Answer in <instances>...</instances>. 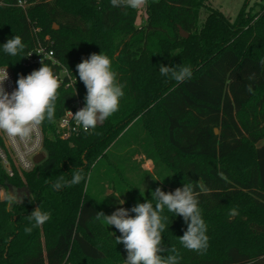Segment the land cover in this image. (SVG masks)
<instances>
[{
    "label": "trees",
    "instance_id": "obj_1",
    "mask_svg": "<svg viewBox=\"0 0 264 264\" xmlns=\"http://www.w3.org/2000/svg\"><path fill=\"white\" fill-rule=\"evenodd\" d=\"M28 1L35 3L23 9L18 0H0V67H8L15 85L20 75L41 67L22 57L36 47L39 27L38 38L50 36L74 85H61L54 122L40 126L43 161L13 176L0 164V264H125L124 245L116 244L121 234L95 218L97 212L111 215L107 186L125 196L130 210L151 200L158 187L174 192L199 181L207 188L195 187L207 251L180 244L187 224L167 208L162 246L176 248L179 264H264V3L246 0L232 20L212 0H148L147 19L137 25L139 10L113 7L110 0ZM15 35L26 48L12 57L3 44ZM100 52L124 85L119 110L92 134L63 140L56 121L77 99L85 105L76 65ZM45 64L55 74L60 70ZM162 64L190 66L192 77L177 84L160 74ZM137 156L154 165L148 192L140 190L142 179H133L142 169ZM76 169L84 181L52 188ZM8 187L21 203L8 206ZM39 206L51 219L26 234L27 217ZM232 208L238 215H229Z\"/></svg>",
    "mask_w": 264,
    "mask_h": 264
},
{
    "label": "clouds",
    "instance_id": "obj_2",
    "mask_svg": "<svg viewBox=\"0 0 264 264\" xmlns=\"http://www.w3.org/2000/svg\"><path fill=\"white\" fill-rule=\"evenodd\" d=\"M147 2L148 0H110L113 7L133 10L142 9ZM25 48V43L18 35L3 44L4 53L12 57L23 54ZM31 55L32 53L22 57ZM7 68L0 69V133L5 134L13 143L27 144L45 121L54 122L61 80L42 59L41 67L27 76L20 75L16 81L17 87L9 93L5 89V82L9 79ZM76 69L79 80L86 88V96L84 107L75 114L71 112V115L78 128L92 134L98 125L119 110L121 98L125 95L124 85L118 81L111 59L102 52L83 59L76 65ZM159 72L177 84L192 77L191 67L185 65L169 67L162 64ZM248 91H253L251 86ZM85 179L83 170L76 169L70 180L61 175L52 184V188L59 191L64 187L78 185ZM87 179H91L90 174ZM195 187H199L200 192L207 191L203 181H199L196 186L184 184L174 192H165L158 187L151 193L155 206L151 200H146L130 210L119 207L111 215L97 212L95 218L102 220L107 226H114L121 234L116 237V244L124 245L127 252L125 264H179L176 248L166 249L162 246V232L166 228L163 221L167 217H162L161 213L167 208L176 216L183 217L187 230L178 239L185 249L201 254L206 252L207 225L202 218ZM22 199L8 193V206L21 203ZM123 203L124 201L120 202L121 205ZM129 212L135 215L132 216ZM229 215H238V210L232 208ZM27 218L30 226H26L24 231L30 235L34 228L42 227L51 219V213L43 211L39 206ZM166 252L171 254L164 255Z\"/></svg>",
    "mask_w": 264,
    "mask_h": 264
},
{
    "label": "built area",
    "instance_id": "obj_3",
    "mask_svg": "<svg viewBox=\"0 0 264 264\" xmlns=\"http://www.w3.org/2000/svg\"><path fill=\"white\" fill-rule=\"evenodd\" d=\"M35 3L28 0H18V6L23 9L28 8ZM41 28L35 27L34 33L37 35V45L28 54L31 56L26 57V65L38 67L41 65V60L44 63L50 61L53 64H58L60 70L57 73L61 80V85L70 87L74 85V79L69 70L63 66L56 58L54 50L52 49V40L49 35L45 36L44 42L38 38ZM39 54V55H38ZM4 69V67H0ZM9 79L5 82V89L11 93L15 88V79L12 72L7 69ZM84 107L81 99H77L70 108H68L64 115L60 117L55 123L56 135L63 139L69 140L78 135L83 130L78 128L72 118L71 112L75 114L80 108ZM43 150V132L41 127L34 133L32 139L27 143L17 142L13 143L5 134L0 133V164L5 171L13 176L18 171H28L39 165L42 162L41 151ZM4 190L0 187V199Z\"/></svg>",
    "mask_w": 264,
    "mask_h": 264
},
{
    "label": "rangeland",
    "instance_id": "obj_4",
    "mask_svg": "<svg viewBox=\"0 0 264 264\" xmlns=\"http://www.w3.org/2000/svg\"><path fill=\"white\" fill-rule=\"evenodd\" d=\"M246 0H212V6L214 8L220 9L224 14H226L228 17H230L232 20L237 16L238 12L244 5ZM250 4L253 6L256 3H264V0H249ZM207 11H203L202 18L205 17ZM147 19V13H146V6L139 10L138 17H137V25H141L145 20ZM41 158L42 161L46 156V153L44 150L41 151ZM137 159V162L141 165V170L135 171L133 175V179L138 180L142 179V186L141 189L144 192H148L152 186V182L154 180V165L153 162L144 159L142 156L135 157ZM136 174V176H135ZM140 188V187H139ZM107 194L108 197L106 198V201L108 203V208L110 210V214L115 212L119 207L125 208V196H122L121 194H115L112 192V189L107 186ZM5 196V192H2V198ZM124 203L121 205L120 202Z\"/></svg>",
    "mask_w": 264,
    "mask_h": 264
},
{
    "label": "water",
    "instance_id": "obj_5",
    "mask_svg": "<svg viewBox=\"0 0 264 264\" xmlns=\"http://www.w3.org/2000/svg\"><path fill=\"white\" fill-rule=\"evenodd\" d=\"M56 28H58V26H56ZM180 33L182 34V36L184 37H188V33H186L182 28H180ZM216 133H218V129L215 130ZM8 193L10 195H14V191L11 187H8Z\"/></svg>",
    "mask_w": 264,
    "mask_h": 264
},
{
    "label": "crops",
    "instance_id": "obj_6",
    "mask_svg": "<svg viewBox=\"0 0 264 264\" xmlns=\"http://www.w3.org/2000/svg\"><path fill=\"white\" fill-rule=\"evenodd\" d=\"M147 160V159H146ZM149 161H151V160H149ZM152 162V161H151Z\"/></svg>",
    "mask_w": 264,
    "mask_h": 264
}]
</instances>
